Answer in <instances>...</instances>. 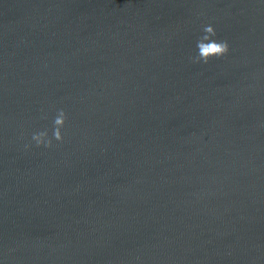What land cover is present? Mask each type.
I'll list each match as a JSON object with an SVG mask.
<instances>
[{"label":"water","instance_id":"obj_1","mask_svg":"<svg viewBox=\"0 0 264 264\" xmlns=\"http://www.w3.org/2000/svg\"><path fill=\"white\" fill-rule=\"evenodd\" d=\"M0 264H264V0H0Z\"/></svg>","mask_w":264,"mask_h":264},{"label":"clouds","instance_id":"obj_2","mask_svg":"<svg viewBox=\"0 0 264 264\" xmlns=\"http://www.w3.org/2000/svg\"><path fill=\"white\" fill-rule=\"evenodd\" d=\"M215 36L216 32L212 24L203 25L201 35H199L195 42V55L191 57L194 63H208L210 59L221 58L229 53L230 47L228 42L216 39ZM42 118H46V116ZM66 121V112L63 109L57 110L52 120L53 128L51 135L47 130L37 131L32 134L31 141L34 142L37 147L46 148H51L53 146V140L63 142V129L65 128ZM25 147L30 148L31 144H27Z\"/></svg>","mask_w":264,"mask_h":264}]
</instances>
